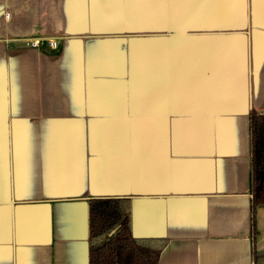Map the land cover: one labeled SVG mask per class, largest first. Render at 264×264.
Returning <instances> with one entry per match:
<instances>
[{
	"label": "crops",
	"instance_id": "1",
	"mask_svg": "<svg viewBox=\"0 0 264 264\" xmlns=\"http://www.w3.org/2000/svg\"><path fill=\"white\" fill-rule=\"evenodd\" d=\"M251 112L264 0H0V264H89L92 198L157 264H253Z\"/></svg>",
	"mask_w": 264,
	"mask_h": 264
},
{
	"label": "trees",
	"instance_id": "2",
	"mask_svg": "<svg viewBox=\"0 0 264 264\" xmlns=\"http://www.w3.org/2000/svg\"><path fill=\"white\" fill-rule=\"evenodd\" d=\"M249 192L252 262L264 264V250L255 248V213L264 205V113L249 115ZM87 202L89 264H157L166 242L131 235L129 199L92 198Z\"/></svg>",
	"mask_w": 264,
	"mask_h": 264
},
{
	"label": "built area",
	"instance_id": "3",
	"mask_svg": "<svg viewBox=\"0 0 264 264\" xmlns=\"http://www.w3.org/2000/svg\"><path fill=\"white\" fill-rule=\"evenodd\" d=\"M6 17H8V14H6ZM47 43H48L49 47L53 48V49L57 45L55 40H47ZM26 44L29 47L36 48L40 45V40H29V41H27Z\"/></svg>",
	"mask_w": 264,
	"mask_h": 264
}]
</instances>
